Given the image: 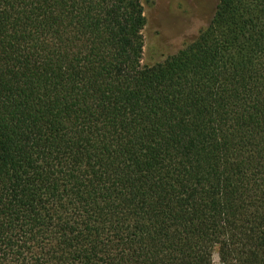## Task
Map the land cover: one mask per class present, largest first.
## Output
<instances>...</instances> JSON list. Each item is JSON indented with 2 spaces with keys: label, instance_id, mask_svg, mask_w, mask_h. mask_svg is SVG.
Segmentation results:
<instances>
[{
  "label": "trees",
  "instance_id": "1",
  "mask_svg": "<svg viewBox=\"0 0 264 264\" xmlns=\"http://www.w3.org/2000/svg\"><path fill=\"white\" fill-rule=\"evenodd\" d=\"M141 0H0V264H264V0L143 63Z\"/></svg>",
  "mask_w": 264,
  "mask_h": 264
},
{
  "label": "rangeland",
  "instance_id": "2",
  "mask_svg": "<svg viewBox=\"0 0 264 264\" xmlns=\"http://www.w3.org/2000/svg\"><path fill=\"white\" fill-rule=\"evenodd\" d=\"M146 24L143 63L165 60L192 42L206 28L218 0H141ZM213 259L219 264L217 250Z\"/></svg>",
  "mask_w": 264,
  "mask_h": 264
}]
</instances>
